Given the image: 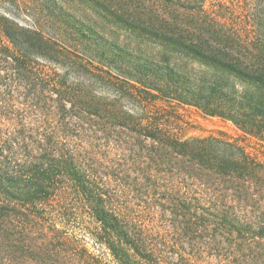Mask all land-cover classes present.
Segmentation results:
<instances>
[{"label":"trees","instance_id":"1","mask_svg":"<svg viewBox=\"0 0 264 264\" xmlns=\"http://www.w3.org/2000/svg\"><path fill=\"white\" fill-rule=\"evenodd\" d=\"M138 4L0 0V264H264V0Z\"/></svg>","mask_w":264,"mask_h":264},{"label":"rangeland","instance_id":"2","mask_svg":"<svg viewBox=\"0 0 264 264\" xmlns=\"http://www.w3.org/2000/svg\"><path fill=\"white\" fill-rule=\"evenodd\" d=\"M141 2L142 0H137V4ZM224 2L230 4L231 0H224ZM75 9L82 11L80 4L78 3H76ZM90 16L92 17L93 15L90 14ZM95 18L93 21L85 20L86 24L92 25L95 28L96 25L102 26V28L105 30L104 35L106 34V37L108 38L109 43L107 44L111 45L114 51H116L115 47H120L127 54L126 59L131 62L137 61L138 58H140L141 60L144 58L140 54L142 53V50L137 49L135 43L136 39L133 36L128 35V31L124 29L117 30L115 27H109L108 23L104 19L101 20ZM94 22H96V25ZM110 43L116 44L117 46H114ZM180 111L185 114V118H187L189 122L183 130V134L185 137L206 136L211 133H216L220 130L235 137L241 135V131L237 130L230 121L216 116H206L193 106H181ZM245 144L252 153L256 154L262 161H264L263 143L257 142L255 138H249L245 141Z\"/></svg>","mask_w":264,"mask_h":264}]
</instances>
